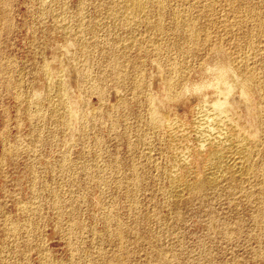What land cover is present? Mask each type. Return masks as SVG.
<instances>
[{"label":"rangeland","instance_id":"rangeland-1","mask_svg":"<svg viewBox=\"0 0 264 264\" xmlns=\"http://www.w3.org/2000/svg\"><path fill=\"white\" fill-rule=\"evenodd\" d=\"M137 2L0 0V264H264V0Z\"/></svg>","mask_w":264,"mask_h":264},{"label":"bare ground","instance_id":"bare-ground-1","mask_svg":"<svg viewBox=\"0 0 264 264\" xmlns=\"http://www.w3.org/2000/svg\"><path fill=\"white\" fill-rule=\"evenodd\" d=\"M129 5H132V7H134V8L139 6L137 0H130ZM129 5L127 4V6H129ZM227 63L228 62H226L225 64L218 62V63L214 64L215 88H217L216 91L219 93V97H217L212 102V108L217 115H218V112H220L219 108L221 106H224L227 103V101H228L227 99H228V96L230 94H232L236 89H238V90L240 89L243 96L246 97L247 89L251 85V84L249 85V83H251V82H248V80H243L246 77L245 78L243 77V79L240 78L241 75L239 77H237L233 71L234 69L233 70L231 69L232 66L229 67L230 65H228ZM62 93L64 94V91H62ZM62 93H61V96H64V95H62ZM202 124H204L203 127L206 128L205 122H202ZM206 129H210V128H206ZM213 138H215V137H213ZM250 138H251V136H250ZM218 139L222 142V147L212 149V150L210 149V151L207 153V156H206V162H207L208 166L210 167V172H209V174L207 173L208 176H206L209 181H214L216 179V177H219V174H217V173L218 172L222 173V171H225L226 169H229V171H232L233 172L232 174L241 173L243 171V168L245 167V165H247L246 161L247 160L250 161L248 158L249 150H250V149L248 150L249 135L247 133H244V131L242 133H239V132L232 133V132H228V131L227 132L219 131ZM251 144H253V143H251ZM211 146H212V144H211ZM232 151H234V153L237 155L236 157L238 158V160H235V158H234L233 162L231 164H228L226 159H228L229 154L232 153ZM231 161H232V159H231ZM228 162H230V161H228ZM250 165L248 164V166H250ZM248 166H246V168H248ZM244 171L247 172L248 170L246 171V169H245ZM224 173H226V172H224ZM245 174L246 173H244V175ZM200 180H202V179H200ZM199 183L201 184V181H199ZM212 183H214V182H212ZM194 185H196V184H194ZM192 188H193V186H192Z\"/></svg>","mask_w":264,"mask_h":264}]
</instances>
